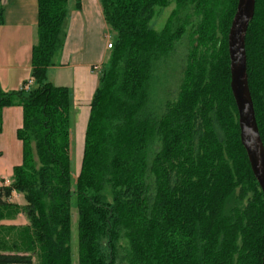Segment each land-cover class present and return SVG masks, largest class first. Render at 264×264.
Returning <instances> with one entry per match:
<instances>
[{"label":"trees","instance_id":"obj_1","mask_svg":"<svg viewBox=\"0 0 264 264\" xmlns=\"http://www.w3.org/2000/svg\"><path fill=\"white\" fill-rule=\"evenodd\" d=\"M99 1L115 40L99 71L77 176L70 91L47 77L64 46L69 0H38L33 85L0 90V132L5 108L23 110L22 164L0 187V264H73V208L78 264H262L264 197L230 87L238 0ZM172 4L156 30L152 22ZM184 42L178 89L162 99L153 91L158 71ZM246 53L264 143V0H256ZM13 193L23 206L9 202ZM20 214L27 225H1Z\"/></svg>","mask_w":264,"mask_h":264},{"label":"crops","instance_id":"obj_2","mask_svg":"<svg viewBox=\"0 0 264 264\" xmlns=\"http://www.w3.org/2000/svg\"><path fill=\"white\" fill-rule=\"evenodd\" d=\"M38 0H0V90H19L30 81L32 74V50L37 43ZM109 33L99 0H69L64 46L56 56L54 65L48 69L47 77L56 70L60 85L70 91L74 112L71 159L74 158V132L78 139V160L81 161L85 146V133L90 117L91 102L98 86L99 75L108 59L106 34ZM18 42L27 46L26 58L20 60L17 53L8 50ZM23 73L19 76L17 74ZM51 82V81H50ZM52 83V82H51ZM23 110L19 106L5 108L2 112L0 132V187L11 181L14 168L22 164V142L18 130L22 128ZM8 134V136H7ZM81 169V166H80ZM80 172V170H79ZM76 174L75 176H77ZM17 195L11 203L22 202ZM3 225L25 226L23 215L2 222Z\"/></svg>","mask_w":264,"mask_h":264},{"label":"water","instance_id":"obj_3","mask_svg":"<svg viewBox=\"0 0 264 264\" xmlns=\"http://www.w3.org/2000/svg\"><path fill=\"white\" fill-rule=\"evenodd\" d=\"M256 0H238L228 35L230 87L238 115L241 143L246 151L252 173L264 197V143L257 124L250 92L246 35L255 15ZM264 264V257L263 263Z\"/></svg>","mask_w":264,"mask_h":264},{"label":"rangeland","instance_id":"obj_4","mask_svg":"<svg viewBox=\"0 0 264 264\" xmlns=\"http://www.w3.org/2000/svg\"><path fill=\"white\" fill-rule=\"evenodd\" d=\"M174 6L175 5L172 4L170 8L162 11L160 16L158 18H155L154 21L152 22V27H154L156 30L160 31L163 28V26L165 25V23L167 22L168 18L170 17L171 12L174 9ZM112 34L110 32L106 34V44L108 42H111V43L114 42L115 36ZM12 45L13 46H10V48L8 49V50H10V52L17 53L16 55L20 58V60H23L24 58H26V56H27V54H26L27 46L26 45L18 44V42L14 43ZM186 47H187V45L185 44V42L183 44H181L178 47L176 54L173 56V60L168 63L167 69L166 70L161 69L160 71H158V73H160V74H157L158 79H157L156 84L154 85V88H153L154 93L158 97L164 99L168 96V94H171V93L173 94L177 91L179 80H180V71L183 67ZM109 50H111V49H109ZM109 55H110V51H109ZM109 55H108V57H109ZM56 62H58L57 57H56ZM94 71H96L97 75H99V68L97 70H94ZM21 74H23V73H19V74H17V76H19ZM56 74H57L56 70L50 71L49 79L53 84L60 85L57 78H55ZM14 91L15 90H12L11 92H14ZM16 91H18V90H16ZM6 93H10V92H6ZM7 136H8V134H7ZM77 150H78V139L76 137V132H74V158H73V167H72V172L74 175L79 174V170H80V166H81V161L79 162V160L77 158V156H78ZM21 199H23V197ZM14 204L21 207L25 204V201L23 199L22 202L19 203V201H18ZM20 215H23V214H20ZM23 216L25 217V219L29 223V220L27 219V217L25 215H23ZM1 225L4 227H7V228H9V227H23V226H15V225H3V224H1ZM71 247L73 250V264H78V227H77V213L74 210V208L72 210ZM120 254H121V256H123V252ZM118 264H126V263H123L122 260H120L118 262Z\"/></svg>","mask_w":264,"mask_h":264},{"label":"built area","instance_id":"obj_5","mask_svg":"<svg viewBox=\"0 0 264 264\" xmlns=\"http://www.w3.org/2000/svg\"><path fill=\"white\" fill-rule=\"evenodd\" d=\"M107 49H108V50H109V49H112V43H111V42H108V43H107ZM97 69H98L97 67L94 68V70H97ZM32 85H33V80H30V81H28V83H27L26 85L21 86V89L28 91V90L32 87ZM5 185L8 186L9 183H7V184H5ZM17 195H18V194L13 193V194H12V197L9 199V202H12V200H13L15 197H17Z\"/></svg>","mask_w":264,"mask_h":264},{"label":"bare ground","instance_id":"obj_6","mask_svg":"<svg viewBox=\"0 0 264 264\" xmlns=\"http://www.w3.org/2000/svg\"><path fill=\"white\" fill-rule=\"evenodd\" d=\"M108 50V49H107Z\"/></svg>","mask_w":264,"mask_h":264}]
</instances>
